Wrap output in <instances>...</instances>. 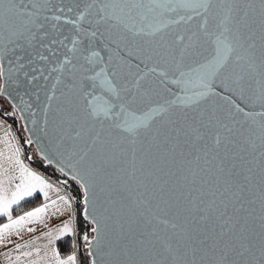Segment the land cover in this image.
I'll use <instances>...</instances> for the list:
<instances>
[{"label":"snow or ice","instance_id":"snow-or-ice-1","mask_svg":"<svg viewBox=\"0 0 264 264\" xmlns=\"http://www.w3.org/2000/svg\"><path fill=\"white\" fill-rule=\"evenodd\" d=\"M0 116L74 181L5 141L0 244L67 214L26 264H264V0H0Z\"/></svg>","mask_w":264,"mask_h":264},{"label":"crops","instance_id":"crops-1","mask_svg":"<svg viewBox=\"0 0 264 264\" xmlns=\"http://www.w3.org/2000/svg\"><path fill=\"white\" fill-rule=\"evenodd\" d=\"M9 131H10V129L8 128V126L5 123H3V126H0V150H6L7 149V145H6L5 141L10 143L14 139L12 135L11 136L6 135V133ZM20 159L24 163V160L22 159L21 155H20ZM33 171H35V170H33ZM14 183H19V181L18 180L14 181ZM37 194H39V193H34V195H37ZM39 195L41 196L42 200L39 204H37L34 207L40 206L41 204H43L45 202L43 195L42 194H39ZM50 196L52 199H55L54 193H50ZM28 198H30V197H27L25 199H28ZM14 206H16V205H13V207ZM34 207H32L26 211H30ZM26 211H23V212H20L18 214H14V215L12 214V216H13V218H16V216L22 215ZM65 219H67L66 213L63 216H57V217H52L51 213H48L44 216V223L43 224L36 222L34 224H30L27 226V227L34 228V231L28 232L27 230H25L19 236H17V235L10 236L8 238V240L10 242H5L4 244H0V264H10V260L15 262V257H17V256L21 257V262H24V264H26V261L29 259H36L35 255H33L32 257H24L21 255V253H23L25 251H31L32 247H34V246L39 247V246H42L44 244H47V238H43V233L47 232L49 229L56 228V227L60 226ZM6 222H7V218L2 217V219L0 220V224L6 223ZM37 237H41V238L36 239ZM33 239H36V244L34 246H30L28 248H21L18 251L16 250L15 246L17 244L23 245V244H25L28 241H31ZM41 255H43V251H41Z\"/></svg>","mask_w":264,"mask_h":264},{"label":"trees","instance_id":"trees-1","mask_svg":"<svg viewBox=\"0 0 264 264\" xmlns=\"http://www.w3.org/2000/svg\"><path fill=\"white\" fill-rule=\"evenodd\" d=\"M4 123L8 126V128L10 129L11 133H12V136L13 138L15 139V141L19 144L20 148H21V156H22V159L24 160V163L26 165H28L30 168H32L33 170L39 172L41 175L45 176L46 179H49L50 181L54 182V183H59L58 181H56L55 179H52L51 176H49L48 174H46L44 171H48V170H54L56 171L57 173H59L55 168H53L52 166L50 165H44L43 161L38 158L36 156V153H35V150L33 149L32 146H29L32 148V150L34 151L35 153V156L37 157V162L34 163L35 161L32 159V160H29L28 157L29 154H28V145L24 142H22L19 138H18V134H21L23 135V137L25 138L26 140V135L21 127V123L20 121H18L17 119H14V118H8L6 117V119H3ZM16 124H19V130H17L16 128ZM60 174V173H59ZM62 175V174H60ZM64 178H66L68 180V182H71V184H69L70 186H74V181H72L71 179L65 177L64 175H62ZM71 188L70 187H66V191H70ZM42 198L39 194L37 195H34L33 197H30L28 199H25L24 201L20 202L19 205H16L12 208V214H18L20 212H23V211H26L34 206H36L37 204H39L41 202ZM2 218H0L1 220ZM65 239H68L67 237ZM57 247L58 249L61 251V254H65V252L67 251L66 248H62L60 247V242L57 241Z\"/></svg>","mask_w":264,"mask_h":264},{"label":"water","instance_id":"water-1","mask_svg":"<svg viewBox=\"0 0 264 264\" xmlns=\"http://www.w3.org/2000/svg\"><path fill=\"white\" fill-rule=\"evenodd\" d=\"M20 123H21V127H22V125H23L24 122L20 121ZM26 127H27L29 130L32 129V124H31V122H30V119H29V122L27 123ZM22 129H23V131H24V133H25V135H26V139L29 138V137H31V139L33 140V143H32L31 145H28V144H27V145H28V146H32L33 149L35 150L36 156H37L38 158H40V159L43 161L42 154H41V152L39 151V149L43 146V144H42V139H41L43 134H41V133L33 134L31 131H25V130H24V127H22ZM43 163H44V161H43ZM44 165H47V164L44 163ZM50 166H52V167L55 168L56 170L58 169V165H57L55 162H54L52 165H50ZM57 171H58V170H57ZM58 172H59V171H58ZM59 173H60V172H59ZM60 174H61V173H60ZM65 177L71 179V178L68 177V176H65Z\"/></svg>","mask_w":264,"mask_h":264},{"label":"rangeland","instance_id":"rangeland-1","mask_svg":"<svg viewBox=\"0 0 264 264\" xmlns=\"http://www.w3.org/2000/svg\"><path fill=\"white\" fill-rule=\"evenodd\" d=\"M0 118H2V119H6V117H2V116H0ZM8 118H11V117H7V119ZM16 128H17V130H19V124H16ZM18 138L22 141V142H24L25 141V138L23 137V135L21 134V132H20V134H18ZM28 154H29V156L30 157H32V159L35 161L34 163H36L37 162V157L35 156V153H34V151L32 150V148L31 147H29L28 146ZM46 174H48L49 176H51V178L52 179H55L56 181H61V180H67L66 178H64L62 175H60L59 173H57L56 171H54V170H46V171H44ZM69 184H71V182H69Z\"/></svg>","mask_w":264,"mask_h":264}]
</instances>
